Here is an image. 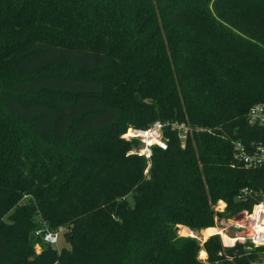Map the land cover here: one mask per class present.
<instances>
[{
    "label": "trees",
    "instance_id": "obj_1",
    "mask_svg": "<svg viewBox=\"0 0 264 264\" xmlns=\"http://www.w3.org/2000/svg\"><path fill=\"white\" fill-rule=\"evenodd\" d=\"M256 102L264 0H0V264H250L256 249L178 225L264 193V167L232 166L234 140L264 139ZM155 120L202 130L181 148L166 128L148 166L120 136ZM60 228L57 251L42 235Z\"/></svg>",
    "mask_w": 264,
    "mask_h": 264
},
{
    "label": "built area",
    "instance_id": "obj_2",
    "mask_svg": "<svg viewBox=\"0 0 264 264\" xmlns=\"http://www.w3.org/2000/svg\"><path fill=\"white\" fill-rule=\"evenodd\" d=\"M245 118L250 126L264 131V102H256L250 105ZM166 128L176 133L181 148L185 147L187 139L192 136L193 132L202 130L184 121L164 122L155 120L146 127L129 126L121 134L122 139L134 143L133 148L127 154L143 156L147 164H150L152 147L157 146L164 150L168 146L169 137L165 134ZM205 130L209 131V129ZM232 166L246 169L263 168L264 139L234 140L232 142ZM249 197L254 200L251 208L243 210L231 219H227L219 236L223 247H234L236 244H241L246 246L248 250L256 249L258 258L251 261L250 264H264V193H253L251 188L243 187L237 199L244 200ZM218 210L220 211L216 212V218L224 209L220 208ZM226 231L231 234H227ZM40 232L38 230L36 235H39ZM42 239L46 243L55 246L59 240V231L46 230L42 235ZM219 254L221 253L219 252Z\"/></svg>",
    "mask_w": 264,
    "mask_h": 264
},
{
    "label": "rangeland",
    "instance_id": "obj_3",
    "mask_svg": "<svg viewBox=\"0 0 264 264\" xmlns=\"http://www.w3.org/2000/svg\"><path fill=\"white\" fill-rule=\"evenodd\" d=\"M131 126V125H130ZM129 127V126H128ZM121 137V136H120ZM133 147L131 146V149H132ZM148 166L150 165V164H147ZM148 166H147V168H146V170L144 171V173H146L147 172V169H148ZM28 196H26V198H27ZM25 198V199H26ZM224 207H225V203L223 202V201H218L217 203H216V205H215V207H214V210L217 212H219L220 210H218V209H220V208H222V209H224ZM217 215V214H216ZM4 219H6V218H4ZM222 219H224V218H220V219H216L215 220V223H214V225L211 227V228H205V229H201L200 231H194V230H192V229H190L189 227H187V226H185V225H178V233L180 234V235H184V236H192V237H195V238H197L201 243H203V241L205 240V238L207 237L206 235H207V233H208V235L209 236H211V235H219V233L218 232H220L221 231V229H222V226H224L225 225V221H226V219H224V220H222ZM59 240H58V243L54 246V248H56L57 249V251H59L62 247H69V243L67 242V240H66V238H65V236L63 235V229L62 228H60L59 230ZM226 233L227 234H231L230 232H227L226 231ZM208 236V237H209ZM207 237V238H208ZM206 238V239H207ZM34 248H35V251H36V253H38V252H40V249H41V247H40V243H35L34 244ZM203 251V250H202ZM202 251H200V253H199V257L201 258V259H206L207 258V256L205 255L204 256V254H206V253H202ZM204 264H206V263H204Z\"/></svg>",
    "mask_w": 264,
    "mask_h": 264
},
{
    "label": "crops",
    "instance_id": "obj_4",
    "mask_svg": "<svg viewBox=\"0 0 264 264\" xmlns=\"http://www.w3.org/2000/svg\"><path fill=\"white\" fill-rule=\"evenodd\" d=\"M209 228H211V227H209ZM206 236L208 237L209 235H206ZM207 237H206V238H207ZM206 238H205V239H206ZM201 251H202V250H201ZM202 252L206 253L204 250H203ZM205 255H206V254H204V256H205Z\"/></svg>",
    "mask_w": 264,
    "mask_h": 264
},
{
    "label": "bare ground",
    "instance_id": "obj_5",
    "mask_svg": "<svg viewBox=\"0 0 264 264\" xmlns=\"http://www.w3.org/2000/svg\"><path fill=\"white\" fill-rule=\"evenodd\" d=\"M218 233H220V232H218Z\"/></svg>",
    "mask_w": 264,
    "mask_h": 264
}]
</instances>
